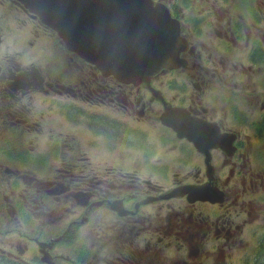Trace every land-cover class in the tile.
Returning a JSON list of instances; mask_svg holds the SVG:
<instances>
[{
    "label": "rangeland",
    "instance_id": "1",
    "mask_svg": "<svg viewBox=\"0 0 264 264\" xmlns=\"http://www.w3.org/2000/svg\"><path fill=\"white\" fill-rule=\"evenodd\" d=\"M162 1L176 4V0ZM180 1L178 12L175 13L182 20L186 40L195 51L186 57L187 63H178L180 67L174 69L178 78L175 85L180 90H175L172 86L168 92L165 79L153 80L152 84L162 91L160 96H163L164 91L168 93L166 101L171 105L178 104L189 108V99H199L204 106L231 109L226 127L241 132L242 136L254 134L253 139L256 141V135L264 132V118L262 113L253 117L252 113H246V101L252 93L264 100V75L259 79L251 78L246 69L248 64L245 53L242 52L243 40L240 36L245 27L260 34L264 30V0ZM27 12L14 0H0V64L2 67L13 68L14 71L17 69L18 74L23 71L30 72L29 75L33 74L41 84V87L31 85L25 89H16L17 91L6 88L0 99V241L1 233L6 227L8 239L3 245L7 246L8 251L15 249L19 239L18 229L22 220L29 216L19 220L14 227L8 225L7 228L5 217L18 220L14 213L17 199L20 201L23 217L21 199L25 197L24 192H30L25 190L33 184L29 176L21 174L22 164L18 156L22 152L31 151L39 157L48 155L41 153L51 152L55 156L57 151L61 152L60 160L52 163V171L55 175L59 169H63L65 177L53 186L54 189L50 191V195L54 196L52 203L43 202L37 217L38 223L49 226L46 230L53 238L63 228L61 219L67 201L72 199L78 202L81 199L79 195L89 199L91 195L98 194V190H112L126 208L131 209L133 196L140 193L145 195L151 191L160 198L161 196H157L158 190L168 195L177 186L206 181L197 172L201 167L205 174L204 156L180 141L170 143L176 135L169 133L159 121L164 112L159 96L144 85L132 87L122 85L116 80L108 81L80 55L69 52L59 37L43 27L39 20L35 21ZM220 33H223V37L228 35L230 41L220 39ZM235 41H239L237 46H234ZM255 42L259 43L260 40L256 39ZM70 44L85 54L80 47L72 42ZM237 61L245 62L246 67L233 68L231 63L239 64ZM20 63L26 64L21 66ZM105 64L111 68L117 67L107 62ZM34 69L36 70L33 71ZM200 87L205 91L197 92ZM231 95L238 99V112L226 102ZM43 100H50L53 105L44 104ZM74 104L88 111L95 110L98 117H90L88 112L78 109ZM137 106H142L141 111L136 110ZM102 111L109 113L111 117H107ZM241 114L244 119L251 118L255 127H242L241 118L236 117ZM14 117L27 126V134L21 136L10 125ZM114 117L120 118L121 123L115 122ZM154 117H157L155 121ZM236 119L240 122L235 121ZM126 121L131 124L125 125ZM90 127H94L91 134L87 132ZM39 135L44 138L45 143L37 140ZM215 156L226 160L214 165L218 178L225 170L228 172V166L233 170L228 182L227 178H219L221 184L226 186V191L229 189L231 193L226 196V206L223 204L217 207L219 214L216 219H213L216 211L210 203H197L196 206L180 209L172 206H185L186 200L174 198L169 202L162 201L149 206L147 209L154 222L161 217L165 219L176 214L188 218L194 213L195 216L202 217L201 212L209 219L201 225H190L187 220L166 221L170 227V247L167 255L153 249L152 262L147 259V255L142 260L136 255L141 264L264 262V172L250 164L244 166L242 159L237 161L241 158L239 153L237 158H223L219 152L214 154V158ZM150 168L159 176L158 179L150 181L149 177L142 180L135 178L136 173H148ZM71 176L85 178L89 187H76V193H73L67 179ZM8 208L12 213H9ZM77 213L76 209L72 216ZM46 216H50V219ZM221 216L229 218L230 227L235 233L233 241L224 251L220 250V245L226 243L215 239L219 234L213 226ZM70 221L71 218H68V222ZM136 221L139 226L146 218L140 217ZM88 231L89 237L96 239L95 243L100 246L99 256H110L116 250H123L130 252L132 257L133 239L108 225L98 224L91 230L80 223L78 226L73 225V243H81ZM156 232L154 224L152 229L147 227L143 230L142 235L149 239ZM184 233L186 234L183 239ZM190 234L192 238L189 241ZM44 241L45 239H41L38 244L43 245ZM134 246L138 252L145 250L144 240H135ZM260 248L262 253L257 259ZM25 253L21 260L9 257L8 263H33L35 257L28 255L26 251ZM6 256L7 253L0 250L1 264H7L4 262ZM67 256L71 261L82 257L77 253ZM95 263L90 261L88 264Z\"/></svg>",
    "mask_w": 264,
    "mask_h": 264
},
{
    "label": "flooded vegetation",
    "instance_id": "2",
    "mask_svg": "<svg viewBox=\"0 0 264 264\" xmlns=\"http://www.w3.org/2000/svg\"><path fill=\"white\" fill-rule=\"evenodd\" d=\"M36 21V20H35ZM222 23V20H221ZM257 27V26H256ZM264 27V26H263ZM182 36L184 37L185 29L182 26ZM186 37V36H185ZM218 37L222 40H225L229 42L228 35L223 37V33H220ZM240 38L243 40V48L242 52L245 53L246 63L248 64L247 70L250 72V76L252 79L256 78L259 79V77L264 75V30H261V34L259 32H253L250 28L245 27L242 29V34ZM259 39L260 42L256 43L255 40ZM233 42V41H232ZM239 41L234 42V46H237ZM188 46H191L187 43ZM195 51V48L193 52ZM239 62V61H237ZM231 66L235 69L241 68L244 69L246 67L245 62H239L237 63H231ZM10 69V68H8ZM29 78V76H27ZM27 77L26 75H22L16 77L13 73H7L5 77L0 79V96L4 94V91L6 88H9L8 83L16 80L15 83L11 86L13 89L16 88H24L28 85L27 83ZM34 80H36L35 76L33 75ZM25 79L26 81H24ZM207 88H209L208 85H205ZM205 91L202 87L198 89L197 92H203ZM250 96V98L246 101V113H252L251 117L255 116L258 113H262L264 110V100L260 96ZM227 97V96H226ZM235 99V100H234ZM190 100V106L189 109L192 110L195 116H199L203 119H208L210 121L216 122L220 124L223 127H226L227 120H228V112L229 109H220L217 107H209L204 106L203 103L197 99V100ZM229 106H232L235 109V112L239 111V102L236 97L233 95L227 97V101ZM234 105V106H233ZM227 110V111H226ZM239 116L241 118V122L239 120H235L240 122L242 127H246L247 125L253 123L254 121L251 118L245 117L243 118V115H236V117ZM248 119V120H246ZM198 121L191 120V124H196ZM164 127V126H163ZM227 128V127H226ZM228 129V128H227ZM231 130V129H229ZM91 134V131H87ZM245 145H243L239 149V155L241 156V159L243 161V165L246 166L247 164H250L251 167L253 166V161L255 158H259L261 154L264 152V146H258L254 147L251 143V138L246 136L245 137ZM228 141V142H227ZM226 141V137L221 138L222 145L229 147V152L231 153L233 149L230 146V138ZM219 145V146H222ZM228 158L227 156H225ZM255 157V158H254ZM228 172L226 170V174L233 173V170H231V167H227ZM262 172H264L263 168L258 167ZM150 172L148 173H136L135 178L137 180H142L144 178H150V181L156 180L159 178L155 173H153V170L150 168ZM198 175L202 176L203 172L201 167L197 170ZM148 174V176H147ZM232 176V175H231ZM231 176L227 179V182L230 180ZM215 177V176H214ZM213 182L218 184V179L214 178ZM226 182V183H227ZM199 183V181H198ZM71 184V183H70ZM55 184L47 186L43 190L44 196H41V203L43 204V198L45 196H51L50 191L53 190V186ZM219 187H221L224 191L226 196L228 197L231 193L226 191V186L222 184H218ZM251 191V189H246ZM73 191V188H72ZM34 192H38L35 199L33 200L34 204V212L30 216L29 221L26 223L21 224L20 228L18 229V241L15 245V249L9 250L6 248L7 246L3 245L8 239V231H3L1 233V241H0V250L7 253V256L5 258V261L7 264L9 257H12L13 259L18 258L19 260L22 259L26 255L25 251L28 255H33L34 262L31 264H39V261H44L48 258L49 261L52 260V256L60 257L64 256L65 254L71 253L73 251V244L71 239H69V229L68 224L78 226L80 223L83 226L90 227V230L97 226L98 224L101 225H108L116 230H119L122 234L126 235L128 238L133 239L132 241V257L130 252H125L123 250H116L115 253L111 254L110 256H99L98 252L100 249L99 244H96V239L89 237L90 231L88 233L84 234V238L87 239L85 242L87 243V247L85 248L84 252V260L82 264H88L91 262H96L95 264H141V261L145 255H147V259L152 262L153 255V249H157L164 254L167 255L168 248L170 247V243L168 244V235L170 234V227L169 224L165 223L166 221H174V219L178 221L187 220L190 225H193L194 223L196 225H201L204 222H206L209 218L208 216L204 215L202 212L200 213L201 216H195L194 213L190 215L188 218L180 217L179 214H176L175 216H170L167 218H159L155 222L152 218V215L149 213V209H147L149 206L147 203L137 204L141 203L142 199L148 198V200L151 199V197L154 195L151 191L146 192L145 195H138L134 196L133 202L134 205L131 209H127L123 203H121L118 199L115 193L112 190H99L98 194L95 196L91 195L89 199H86L85 196L79 195L81 198L78 202L73 201L72 199H69L67 201V204L64 208V215L61 219V222L63 224V228L65 230L64 234H61L59 236L52 237V234H50L46 229L49 227L46 224L41 225L37 222L38 213L40 210V199H39V186H34ZM55 193V192H54ZM24 199H22L26 205V207L29 206V200L24 192ZM78 196V195H77ZM76 196V197H77ZM216 198V197H213ZM26 199V200H25ZM119 201V202H117ZM218 201V200H217ZM117 202V206H115V203ZM169 202V201H168ZM201 202V201H199ZM101 204L100 206H97ZM137 204V206H136ZM197 204V203H196ZM196 204H187L185 206L178 205V206H172L173 208H180V209H187L188 205H196ZM72 209V211H71ZM77 209V215L72 216L73 212ZM103 211H105L103 213ZM146 218V221L142 223L141 225H137V218ZM68 218H71V221L68 222ZM17 222H15L16 225ZM155 224V230L157 231L151 237L148 239L147 237L142 235L143 230L147 229L149 227L150 229L153 228V225ZM213 226L216 229V233H225V238L229 241H232L235 233L232 230L231 223L230 222H224V221H217L216 223H213ZM198 227V226H197ZM7 228H8V222H7ZM238 228V226H236ZM230 229V230H229ZM31 230V232H29ZM230 233L232 236L230 237ZM184 233L182 235V238L184 239ZM25 237V238H24ZM190 237L192 238V235L190 234ZM41 239H45L44 244L42 245L41 249H38V242ZM54 239H57L58 243L54 245ZM142 242L144 240V252H138L134 246V241ZM186 240V239H185ZM88 246H91V248H88ZM96 248V251L93 248ZM196 247V246H194ZM24 249L25 251L21 250ZM136 255H139L140 260L136 259ZM15 260H11V262H14ZM1 264V263H0ZM55 264H68L66 260L64 259H58L55 261Z\"/></svg>",
    "mask_w": 264,
    "mask_h": 264
},
{
    "label": "water",
    "instance_id": "3",
    "mask_svg": "<svg viewBox=\"0 0 264 264\" xmlns=\"http://www.w3.org/2000/svg\"><path fill=\"white\" fill-rule=\"evenodd\" d=\"M22 3L25 7L30 9L31 12L39 15L41 22L56 30L59 35L65 40L66 43H69V40H73L75 33L78 31V25L76 23H72L68 20L66 13L64 12H75V9H78L83 0H17ZM117 3L124 4L129 12V14L135 18L140 20V28L142 31L147 33V36L155 35L154 31H152L153 27H157L161 19H164V13L167 14L170 20L176 23V26H170L167 29L165 38V44L169 46L170 50H176L179 44H182V47H185L187 41L182 39L180 36V27L179 22L177 20H173L170 17V13L167 9L161 7L160 4L154 6L152 1H149L151 7L146 2V0H132V11L130 10L127 0H113ZM62 3V4H61ZM163 11V12H162ZM111 49V53L109 58H112L109 61V64H113L116 61V57L120 54V51L117 50L116 47H112L108 45ZM182 50V49H181ZM179 50V51H181ZM88 62L91 63L90 58H84ZM98 61V60H97ZM165 61V60H164ZM166 63L162 66L165 68H169L171 60H166ZM126 65H123V67ZM161 66V67H162ZM111 67H104L101 70L107 76L112 72ZM160 69V68H159ZM149 76V80L152 79L154 73ZM113 74V73H112ZM167 114V113H166ZM165 114V115H166ZM164 115V116H165ZM164 116H162V120L164 121ZM169 119L175 120L176 117L169 115ZM177 118L181 119L183 122V126L181 127L179 124H174L170 121H164V123L169 124V126L173 127L178 133L180 137H185L192 142H195L197 148L204 150L209 146V148H220L219 145H222L221 142L222 137H226V141L229 139L228 136H223L219 133L218 127H215L208 123L198 122L193 126L190 121V116L187 112H184L183 115L177 116ZM228 142V141H227ZM231 140L229 141V143ZM187 193L193 194V189L186 188L181 189V195L185 196ZM190 195V196H191ZM197 199V198H196ZM196 199H191V202H195ZM201 201H205L204 195L199 198Z\"/></svg>",
    "mask_w": 264,
    "mask_h": 264
},
{
    "label": "trees",
    "instance_id": "4",
    "mask_svg": "<svg viewBox=\"0 0 264 264\" xmlns=\"http://www.w3.org/2000/svg\"><path fill=\"white\" fill-rule=\"evenodd\" d=\"M45 154H47V153H45ZM60 157H61L60 151H57L55 156L52 155V153L48 154V155H41V157H39L38 155H35V154H28L27 156H25L23 158V162H21V164H22L21 174L27 175L28 174V168L34 166L35 168L38 169L41 178L49 179V178H51V171H50L51 165L54 161H59ZM62 172H64V170L59 169V171L55 174V178L64 177L65 173H62ZM71 177L72 178H70L69 180L72 183L74 188H76V187H84V188L89 187V185H87V183H86L85 178H75L74 176H71ZM17 179H18V177L16 178V180ZM261 251H262V248H261ZM261 264H264V262Z\"/></svg>",
    "mask_w": 264,
    "mask_h": 264
},
{
    "label": "bare ground",
    "instance_id": "5",
    "mask_svg": "<svg viewBox=\"0 0 264 264\" xmlns=\"http://www.w3.org/2000/svg\"><path fill=\"white\" fill-rule=\"evenodd\" d=\"M127 4L129 6L130 10L132 11V0H127ZM166 54H167L166 48L164 46H161L159 49L157 48L156 53L146 57L147 64L142 65L139 68L132 66V76H127V75L125 76V72L121 71V70H117L118 71L117 75H118L119 79H121L123 81H125V80L140 81V77L143 75V73L151 72L154 69H156L160 64L164 65L166 63L163 60L165 58ZM26 77H27V75H26ZM27 79H28V77H27ZM23 80L26 81L25 79H23ZM220 147H222L227 152H229V150H230L229 147L225 146V145H222ZM203 193H204V190H198V192H196L192 195H196L195 198H199ZM219 196L220 195L216 191H213L211 194V197H209L208 199L210 201H217V200L220 201ZM213 197H216V198H213ZM100 205L101 204H99L97 206H100Z\"/></svg>",
    "mask_w": 264,
    "mask_h": 264
}]
</instances>
